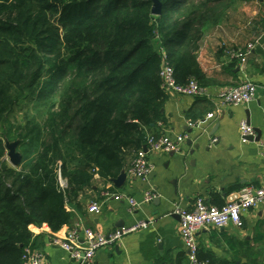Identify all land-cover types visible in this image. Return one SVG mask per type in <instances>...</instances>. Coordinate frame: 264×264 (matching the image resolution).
<instances>
[{
    "label": "trees",
    "instance_id": "1",
    "mask_svg": "<svg viewBox=\"0 0 264 264\" xmlns=\"http://www.w3.org/2000/svg\"><path fill=\"white\" fill-rule=\"evenodd\" d=\"M217 1L159 0L153 16L152 0H0V264H23L30 227L64 231L95 172L115 179L143 149L164 121L160 52L186 82L185 44ZM27 100L45 119L13 125Z\"/></svg>",
    "mask_w": 264,
    "mask_h": 264
},
{
    "label": "crops",
    "instance_id": "2",
    "mask_svg": "<svg viewBox=\"0 0 264 264\" xmlns=\"http://www.w3.org/2000/svg\"><path fill=\"white\" fill-rule=\"evenodd\" d=\"M192 1L198 4L203 0ZM207 10L205 22L193 26L184 47L189 52L183 59L189 78L213 94L248 80L256 86L255 99L218 109L206 99L167 93L164 121L157 123L152 134L172 139L185 136L181 152L149 155L153 169L145 180L128 173L136 155L125 161L119 185L116 178L94 175L90 188L66 205L72 218L64 231L29 228V245L42 254L43 264H76L53 245L52 234L62 237L78 224L104 235L123 226L116 243L96 251L93 264H188L176 208L191 211L197 198L218 207L246 186H264V0H219L211 2ZM248 43L255 46L245 65L226 55V50L242 49ZM209 113L215 117L206 119ZM247 117L248 125L260 131L257 142H243L239 135V124ZM198 120L199 126H188ZM213 139L217 142L211 143ZM107 191L122 197L106 198L103 194ZM147 195L152 198L145 202ZM129 198L134 199V208ZM93 203L100 204L98 214L88 212ZM241 219L239 228L228 225L197 234L201 264H264L262 206L243 212Z\"/></svg>",
    "mask_w": 264,
    "mask_h": 264
},
{
    "label": "built area",
    "instance_id": "3",
    "mask_svg": "<svg viewBox=\"0 0 264 264\" xmlns=\"http://www.w3.org/2000/svg\"><path fill=\"white\" fill-rule=\"evenodd\" d=\"M255 43H248L242 49H228L226 55L231 60H237L241 66L246 64L247 58L252 54ZM162 65L158 76L161 86L166 93H173L179 96L206 99L217 104L218 109L223 107L237 106L252 102L256 96V86L251 81L245 80L237 86L225 87L216 93H210L202 87L194 78H189L184 83L176 81L173 68L165 61V55L161 50ZM214 113L206 115V119H213ZM201 121H190V128L197 127ZM239 135L243 142H247L248 137H254V129L245 121L239 124ZM185 136H177L175 139L166 134L146 136L145 144L131 162L128 173L138 179H147L152 172V165L148 156L156 153H180L181 144L185 141ZM217 142L213 139L211 143ZM94 175H97L96 172ZM61 189L66 188V182L59 178ZM106 198H121L109 191L103 194ZM151 196L145 197V202L151 200ZM131 208L136 206L134 199H127ZM262 206L264 212V186L252 187L246 186L237 193L229 196L226 203L220 207L210 206L202 198H197L191 211H184L176 208L175 214L179 217V235L187 253L188 264H201L198 260L197 234L209 228H225L233 225L237 228L242 226L241 215L243 212ZM89 213L98 214L100 204L93 203L88 208ZM34 227H30L33 229ZM124 229L121 232H115L110 235H104L90 228L78 224L64 232L62 237L52 234L53 245L64 250L69 258L76 264H93L94 255L97 250L116 243ZM23 264H43L41 253L33 250L28 245L22 254Z\"/></svg>",
    "mask_w": 264,
    "mask_h": 264
},
{
    "label": "water",
    "instance_id": "4",
    "mask_svg": "<svg viewBox=\"0 0 264 264\" xmlns=\"http://www.w3.org/2000/svg\"><path fill=\"white\" fill-rule=\"evenodd\" d=\"M161 3L159 2V0H152V8H151V14L153 16H159L161 14ZM247 124H249V118L247 117V120L245 121ZM256 133V137H248L246 140L247 141H251V142H257L259 140V136H260V131L259 130H254ZM18 145V141H14V142H8V141H4V146H5V150H6V157L7 160L9 162V164L12 167H17L20 164L21 161V155L19 152L16 151ZM123 181V176H119L115 179V183L116 185H119L121 182ZM123 226L119 227V232H121Z\"/></svg>",
    "mask_w": 264,
    "mask_h": 264
},
{
    "label": "rangeland",
    "instance_id": "5",
    "mask_svg": "<svg viewBox=\"0 0 264 264\" xmlns=\"http://www.w3.org/2000/svg\"><path fill=\"white\" fill-rule=\"evenodd\" d=\"M35 103H36L35 101L27 100L17 105L14 108L12 115L10 116L11 123L15 126L18 125L24 126L27 123V121L28 120L30 121L32 118H35L36 122L42 123V121L45 119V116H39L37 114L38 112L36 110ZM5 159L7 160L6 155H5Z\"/></svg>",
    "mask_w": 264,
    "mask_h": 264
}]
</instances>
